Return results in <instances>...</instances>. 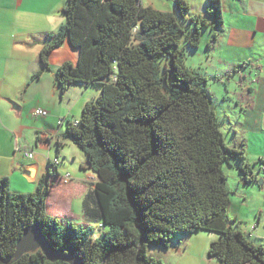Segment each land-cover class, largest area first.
<instances>
[{
    "label": "trees",
    "instance_id": "obj_1",
    "mask_svg": "<svg viewBox=\"0 0 264 264\" xmlns=\"http://www.w3.org/2000/svg\"><path fill=\"white\" fill-rule=\"evenodd\" d=\"M139 2L67 0L64 24L46 36L39 54L47 71L50 53L67 42L78 61L58 68L60 91L100 89L60 137L85 155L86 168L97 176L82 212L100 234L93 238L88 225L58 224L48 216L44 179L36 193L25 195L12 193L3 179L0 264H65L50 263L40 252L14 260L17 241L33 224L52 253L76 257L79 264H162L147 250H166L195 232L218 236L207 250L209 260L264 264L263 246L250 242L228 216L224 167L236 163L248 184L251 166L242 152L225 146L206 78L184 66L203 30L221 31L220 1L204 0L206 19L188 18L183 0H173V13Z\"/></svg>",
    "mask_w": 264,
    "mask_h": 264
},
{
    "label": "crops",
    "instance_id": "obj_2",
    "mask_svg": "<svg viewBox=\"0 0 264 264\" xmlns=\"http://www.w3.org/2000/svg\"><path fill=\"white\" fill-rule=\"evenodd\" d=\"M219 1L228 23L223 22L219 32L203 30L200 44L203 41L209 56L212 53L217 56L215 66L219 69L210 77L214 80L223 77L231 82V93L222 85L232 98L219 100L210 93L213 109L222 136L223 121L219 119L222 112L224 121L244 131V136L237 140L233 137L232 147H227L242 152L245 162L251 166L253 179L245 184L240 175V181L245 185L255 183L264 191V172L257 165L264 162V0ZM66 3L67 0H0V181L6 179L12 193L25 195L36 193L39 182L44 179L50 187L46 214L63 225L89 226L83 217L82 205L98 179L86 168L82 152L65 160L63 148L70 141L60 138L67 122L79 120L81 113L75 117L76 108L79 106L81 112L89 101L72 103L67 96L70 88L62 93L56 84L59 67L66 63L77 65V51L65 42L50 53L47 71H42L39 63L46 36L56 33L64 24L62 10ZM139 3L141 7L158 10L150 0ZM205 11L203 1L200 13L192 14L189 9L187 16L206 19ZM166 12H175L174 6ZM227 100L234 108L227 106ZM10 103L16 104L17 109ZM223 103L227 105L222 108ZM36 108L46 110L48 116L33 117ZM226 111L232 112L229 118ZM27 154L32 158H27ZM66 175L70 176V182L63 181ZM261 200V206L251 208L253 220L256 218L251 229H240L250 242L264 248V193ZM231 219L241 222L237 216ZM202 234L209 237H201ZM217 240L216 234L195 232L173 240L166 250L153 248L147 254L161 263L165 260V264H218L207 258V247Z\"/></svg>",
    "mask_w": 264,
    "mask_h": 264
},
{
    "label": "rangeland",
    "instance_id": "obj_3",
    "mask_svg": "<svg viewBox=\"0 0 264 264\" xmlns=\"http://www.w3.org/2000/svg\"><path fill=\"white\" fill-rule=\"evenodd\" d=\"M141 1L142 4L146 3V0H141ZM150 1H152L153 5L156 7L155 9H158L157 11L159 12L167 13L166 11H172L174 6L173 0H150ZM203 1L204 0H184L187 6H189V9L191 10L192 14L200 13ZM221 18H222V23L223 22H225L226 24L228 23L227 18L223 17L222 11H221ZM198 48L199 49L195 53L192 54L185 53L184 66L189 70L199 73L203 77L205 76V74H207V76H205L207 77V81H208L206 84V89L209 91V93L216 95L219 100H222L224 98L225 99L232 98L231 94L225 92V88H224L225 86L222 85L225 84L228 92L231 93L232 92L231 82L227 81V79L223 77L222 78L218 77L216 80L211 79L210 77L212 76V73H214L216 69H219V67L215 66L217 61L216 59L217 56L214 53H212L209 56V54L205 52L203 41L202 44H200V47ZM77 55H78V51H77ZM84 88L73 86L69 89L67 96L71 99L72 103L75 101L83 103L84 100L90 102L95 100L99 96L100 89L98 87L91 86L88 89H84ZM227 101H228L227 102L228 105L227 103L226 104L223 103L222 108L226 105L229 106V108H234L232 102L229 100ZM226 112L229 115L228 116L229 118L232 112L231 111H226ZM80 113L81 112L78 106V108H76L75 111V115H76L75 117H79ZM219 119L220 121L221 120L223 121V129H222L223 142L226 147H230V146L232 147L233 137H235V140H237V138H240L242 135L244 136V131L242 130V128H238L234 126V123L232 125V124H228L227 121H224L223 112L220 114ZM65 127L66 126L62 127L63 128L62 133L65 132L66 130ZM63 151H64L63 153L65 154L64 156L65 160L68 159V157H74V156L77 157L78 154H82L81 151H79V149L75 147L71 142L63 148ZM231 163L232 164H230L229 166L224 167V172L227 177L226 185L228 191L230 192V205L228 209V216L230 218L237 216L239 219H241V222L238 225H233L234 228L239 227L243 231H246L247 229L250 230L252 224L256 222V218L255 221L253 220V214L251 213V208L253 206H261L262 204L261 195L264 193V191L263 189L262 190L258 189L257 184L254 185L255 183L252 185H245L243 182H241L240 174L238 173L235 166L236 163H234L233 161ZM241 210L244 216L241 215L240 212ZM56 222L60 224V220H56ZM72 224L76 226L78 225L75 223ZM89 226L93 230L92 236L94 238L98 237V235L100 234L99 227L93 224H89ZM200 236L204 238L209 237V235L207 234H202ZM208 248L209 246L207 247V250ZM148 255L149 254H147V256ZM162 263L165 264V260H163Z\"/></svg>",
    "mask_w": 264,
    "mask_h": 264
},
{
    "label": "water",
    "instance_id": "obj_4",
    "mask_svg": "<svg viewBox=\"0 0 264 264\" xmlns=\"http://www.w3.org/2000/svg\"><path fill=\"white\" fill-rule=\"evenodd\" d=\"M10 105L14 110L17 109L16 104L10 103ZM37 252H40L42 256L50 263L60 261L65 264H79L76 257L59 253H52L41 233L39 226L33 224L26 230H24L21 238L17 241L14 260H19L25 255H32Z\"/></svg>",
    "mask_w": 264,
    "mask_h": 264
},
{
    "label": "built area",
    "instance_id": "obj_5",
    "mask_svg": "<svg viewBox=\"0 0 264 264\" xmlns=\"http://www.w3.org/2000/svg\"><path fill=\"white\" fill-rule=\"evenodd\" d=\"M32 115H33V117H35V118H41V119H44V118H46V117L48 116V112H47L46 110H44V109L36 108L35 110H33ZM74 124H76V122H74ZM59 125H61V124L59 123ZM27 158H32V155H31V154H27ZM262 162H263V161H262ZM54 163H57V161H54ZM260 170L264 172V162H263V164L260 166ZM63 180H64L65 182L70 181V176H69V175H66V176L63 178Z\"/></svg>",
    "mask_w": 264,
    "mask_h": 264
}]
</instances>
